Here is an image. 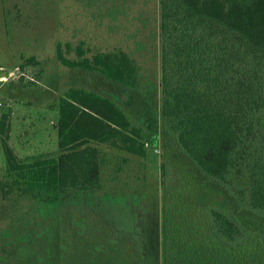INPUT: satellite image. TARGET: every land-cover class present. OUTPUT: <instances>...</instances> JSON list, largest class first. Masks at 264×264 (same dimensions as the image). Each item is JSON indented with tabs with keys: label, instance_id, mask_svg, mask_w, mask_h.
I'll return each instance as SVG.
<instances>
[{
	"label": "trees",
	"instance_id": "obj_1",
	"mask_svg": "<svg viewBox=\"0 0 264 264\" xmlns=\"http://www.w3.org/2000/svg\"><path fill=\"white\" fill-rule=\"evenodd\" d=\"M85 1L114 21L136 2ZM158 6L160 82L126 50L57 42L74 72L56 100L58 152L0 178L15 197L0 264H264V0ZM149 144L158 194L102 191V149L146 158Z\"/></svg>",
	"mask_w": 264,
	"mask_h": 264
},
{
	"label": "rangeland",
	"instance_id": "obj_2",
	"mask_svg": "<svg viewBox=\"0 0 264 264\" xmlns=\"http://www.w3.org/2000/svg\"><path fill=\"white\" fill-rule=\"evenodd\" d=\"M130 5L128 15L114 21L102 19L96 14L98 5L89 6L85 0H0V70L9 74L0 81V178L12 162L47 158L58 152L56 100L73 82L74 72L56 59L57 42L76 46L83 40L90 55L126 50L136 57L146 76L154 72L160 82V42L153 43L158 33V0H136ZM137 42H143L142 49ZM31 56L39 65H29ZM30 79L36 86L27 85ZM102 153V191L129 193L138 188L145 190L147 198L158 194L159 148L149 144L146 158L109 147ZM14 198L5 199L0 192V226L10 218L9 205ZM125 213L129 214L127 208ZM113 216L125 222L121 213Z\"/></svg>",
	"mask_w": 264,
	"mask_h": 264
},
{
	"label": "built area",
	"instance_id": "obj_3",
	"mask_svg": "<svg viewBox=\"0 0 264 264\" xmlns=\"http://www.w3.org/2000/svg\"><path fill=\"white\" fill-rule=\"evenodd\" d=\"M6 77H7V76H2V77H0V81H1V82L5 81V80H6Z\"/></svg>",
	"mask_w": 264,
	"mask_h": 264
}]
</instances>
